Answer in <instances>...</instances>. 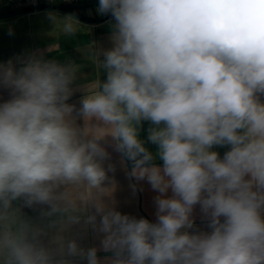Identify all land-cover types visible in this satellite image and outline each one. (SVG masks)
I'll use <instances>...</instances> for the list:
<instances>
[{"label": "clouds", "instance_id": "clouds-1", "mask_svg": "<svg viewBox=\"0 0 264 264\" xmlns=\"http://www.w3.org/2000/svg\"><path fill=\"white\" fill-rule=\"evenodd\" d=\"M97 11L115 21L113 47L101 59L85 45L98 75L79 109L67 101L82 65L35 54L0 64L11 93L0 103V264H101L98 250L109 264H264V0H99ZM48 19L63 37L84 29ZM109 137L129 179L158 193L155 222L105 203ZM214 146L230 149L221 158ZM197 205L209 231L194 227ZM89 229L99 249L82 246L76 230Z\"/></svg>", "mask_w": 264, "mask_h": 264}, {"label": "crops", "instance_id": "crops-1", "mask_svg": "<svg viewBox=\"0 0 264 264\" xmlns=\"http://www.w3.org/2000/svg\"><path fill=\"white\" fill-rule=\"evenodd\" d=\"M99 3L89 7H82L75 10V13L62 10L60 8H46L27 11L25 8L17 10H6L0 12V64H6L12 60L17 67L20 61L26 59L30 55H42L45 59H55L60 63L69 61L82 65L77 79L73 83V95L67 103L75 105L79 109L80 101L85 94V87H93L92 81L96 78L95 68L85 58L86 52L84 47L87 42L95 45V51L101 53L100 58L103 59L102 52L113 47L112 34L115 21L111 14L101 15L98 13ZM49 14H55L60 18L73 16L76 18L82 29L81 33H77L74 37H63L60 33H53L54 25L48 19ZM11 32V34H9ZM58 44V51L52 49V45ZM101 79L104 74L101 73ZM85 86V87H84ZM11 99L10 89L0 85V103ZM264 101V96H261ZM75 115V113H74ZM79 126H84L82 118H78ZM152 125L148 121L142 122L139 131V138L145 141V147L154 154L158 151V147L151 144L148 140V129ZM107 151L111 155V159L106 162L112 164L115 168L114 172H109L111 183L107 184L112 189L110 197H105V203L114 207L121 214L134 216L137 219L145 218L150 222L156 221V207L154 198L158 195L153 191L146 181L137 182L129 179L127 173L131 169V163L122 161L121 155L111 146V138L105 144ZM230 149V146H214L212 149L220 154L221 158L224 153ZM158 165H162V161H155ZM135 185V189L132 187ZM111 191V190H110ZM171 195V192H169ZM24 213L29 217L38 216V210L24 208ZM195 221L194 227L200 231H209L207 221L203 218L199 205L193 211ZM80 236L82 246H96L99 249V239L97 235L91 231L81 232L76 230ZM110 253L98 250V257L101 264H109L108 258ZM75 264H82L78 259ZM86 264V262H83Z\"/></svg>", "mask_w": 264, "mask_h": 264}, {"label": "built area", "instance_id": "built-area-1", "mask_svg": "<svg viewBox=\"0 0 264 264\" xmlns=\"http://www.w3.org/2000/svg\"><path fill=\"white\" fill-rule=\"evenodd\" d=\"M99 3V0H0V12L6 10L31 9L37 10L42 6L62 7L76 10Z\"/></svg>", "mask_w": 264, "mask_h": 264}, {"label": "water", "instance_id": "water-1", "mask_svg": "<svg viewBox=\"0 0 264 264\" xmlns=\"http://www.w3.org/2000/svg\"><path fill=\"white\" fill-rule=\"evenodd\" d=\"M46 8H58V7H48V6H42L40 9H46ZM27 11H32L31 9H25ZM72 12V10H71Z\"/></svg>", "mask_w": 264, "mask_h": 264}, {"label": "trees", "instance_id": "trees-1", "mask_svg": "<svg viewBox=\"0 0 264 264\" xmlns=\"http://www.w3.org/2000/svg\"><path fill=\"white\" fill-rule=\"evenodd\" d=\"M58 8H60L62 10H68V9H65V8H62V7H58ZM68 11H71V10H68ZM72 12L75 13V10H72Z\"/></svg>", "mask_w": 264, "mask_h": 264}]
</instances>
